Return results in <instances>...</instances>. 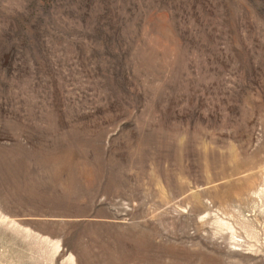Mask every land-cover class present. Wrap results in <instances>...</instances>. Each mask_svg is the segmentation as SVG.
<instances>
[{
	"label": "rangeland",
	"instance_id": "374dc122",
	"mask_svg": "<svg viewBox=\"0 0 264 264\" xmlns=\"http://www.w3.org/2000/svg\"><path fill=\"white\" fill-rule=\"evenodd\" d=\"M0 264H264V0H0Z\"/></svg>",
	"mask_w": 264,
	"mask_h": 264
}]
</instances>
